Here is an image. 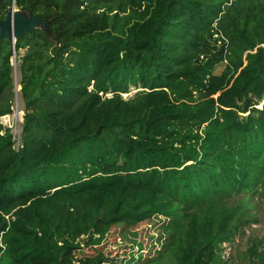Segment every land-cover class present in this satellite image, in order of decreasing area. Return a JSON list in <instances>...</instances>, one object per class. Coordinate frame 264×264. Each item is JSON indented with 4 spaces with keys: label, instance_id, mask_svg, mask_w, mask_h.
Here are the masks:
<instances>
[{
    "label": "trees",
    "instance_id": "1",
    "mask_svg": "<svg viewBox=\"0 0 264 264\" xmlns=\"http://www.w3.org/2000/svg\"><path fill=\"white\" fill-rule=\"evenodd\" d=\"M15 4L45 22L0 41V118L26 50L18 145L0 122V264H102L117 229L135 237L114 264H230L252 217L227 199L264 202V0Z\"/></svg>",
    "mask_w": 264,
    "mask_h": 264
},
{
    "label": "rangeland",
    "instance_id": "2",
    "mask_svg": "<svg viewBox=\"0 0 264 264\" xmlns=\"http://www.w3.org/2000/svg\"><path fill=\"white\" fill-rule=\"evenodd\" d=\"M18 8V7H17ZM26 52V50H21V54L17 57L14 55L11 59L13 65V78L15 86L18 85V91L15 87V97L13 102V112L2 116L0 122L11 129L15 134L17 141L21 136L22 123L24 119V99L20 93L21 85L20 81V67L21 62L20 57ZM225 68V62L219 64L215 72L220 73ZM130 93L125 94V97H129L135 93L134 90ZM264 104V103H263ZM259 107V106H258ZM8 119V120H7ZM247 200L249 213L252 217V222L247 224L231 242L223 243V258L227 260L230 264H245L248 262V249L254 241L260 243L259 249L264 250V202L260 199L257 194H247L241 193L239 195H233L227 199V203L230 206L239 204L241 201ZM153 223L143 222L137 225L135 230L140 233L156 234L157 230L153 228ZM135 236L132 234H127L124 236L119 229L116 230L115 235L108 236L101 245H99V251L105 257L102 264H114L115 260L122 262L125 257L126 248L132 243V239ZM97 247V248H98ZM87 253H94L95 250L92 248H86ZM81 256V254H78Z\"/></svg>",
    "mask_w": 264,
    "mask_h": 264
},
{
    "label": "water",
    "instance_id": "3",
    "mask_svg": "<svg viewBox=\"0 0 264 264\" xmlns=\"http://www.w3.org/2000/svg\"><path fill=\"white\" fill-rule=\"evenodd\" d=\"M44 22L45 19L40 15L29 16L26 11L17 8L15 0H13L4 18H0V41L3 38H8L15 43L18 38L23 37L28 31L39 26L44 27ZM15 87L18 91V85Z\"/></svg>",
    "mask_w": 264,
    "mask_h": 264
},
{
    "label": "built area",
    "instance_id": "4",
    "mask_svg": "<svg viewBox=\"0 0 264 264\" xmlns=\"http://www.w3.org/2000/svg\"><path fill=\"white\" fill-rule=\"evenodd\" d=\"M263 103H264V99L262 100V102H261L258 106L261 107ZM4 116H5V115H4ZM12 133H13V132H12ZM13 135H14V138L16 139L14 133H13ZM16 140H17V139H16ZM19 142H20V137H19V140L17 141V145H18Z\"/></svg>",
    "mask_w": 264,
    "mask_h": 264
},
{
    "label": "bare ground",
    "instance_id": "5",
    "mask_svg": "<svg viewBox=\"0 0 264 264\" xmlns=\"http://www.w3.org/2000/svg\"><path fill=\"white\" fill-rule=\"evenodd\" d=\"M8 120V119H7Z\"/></svg>",
    "mask_w": 264,
    "mask_h": 264
}]
</instances>
